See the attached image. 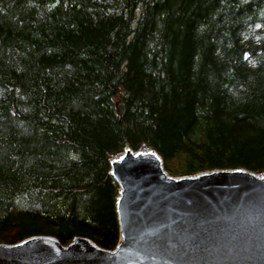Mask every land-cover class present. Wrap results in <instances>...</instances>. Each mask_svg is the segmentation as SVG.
<instances>
[{"label":"trees","instance_id":"trees-1","mask_svg":"<svg viewBox=\"0 0 264 264\" xmlns=\"http://www.w3.org/2000/svg\"><path fill=\"white\" fill-rule=\"evenodd\" d=\"M264 172V0H0V243L113 250L110 159Z\"/></svg>","mask_w":264,"mask_h":264},{"label":"water","instance_id":"water-1","mask_svg":"<svg viewBox=\"0 0 264 264\" xmlns=\"http://www.w3.org/2000/svg\"><path fill=\"white\" fill-rule=\"evenodd\" d=\"M119 189L116 250L77 236L0 243V264H264V172L173 176L151 148L110 159Z\"/></svg>","mask_w":264,"mask_h":264},{"label":"bare ground","instance_id":"bare-ground-1","mask_svg":"<svg viewBox=\"0 0 264 264\" xmlns=\"http://www.w3.org/2000/svg\"><path fill=\"white\" fill-rule=\"evenodd\" d=\"M33 236H38V235H33ZM31 237V236H30ZM73 241V240H72ZM71 241V243L70 244H72L73 242ZM20 242V241H19ZM18 243V242H17ZM15 244V243H14Z\"/></svg>","mask_w":264,"mask_h":264},{"label":"rangeland","instance_id":"rangeland-1","mask_svg":"<svg viewBox=\"0 0 264 264\" xmlns=\"http://www.w3.org/2000/svg\"><path fill=\"white\" fill-rule=\"evenodd\" d=\"M177 176H180V175H177Z\"/></svg>","mask_w":264,"mask_h":264}]
</instances>
